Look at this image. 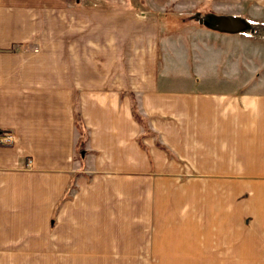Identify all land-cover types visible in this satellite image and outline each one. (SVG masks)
<instances>
[{"label": "crops", "instance_id": "crops-1", "mask_svg": "<svg viewBox=\"0 0 264 264\" xmlns=\"http://www.w3.org/2000/svg\"><path fill=\"white\" fill-rule=\"evenodd\" d=\"M223 14L264 0H0V264H264V41Z\"/></svg>", "mask_w": 264, "mask_h": 264}, {"label": "trees", "instance_id": "trees-1", "mask_svg": "<svg viewBox=\"0 0 264 264\" xmlns=\"http://www.w3.org/2000/svg\"><path fill=\"white\" fill-rule=\"evenodd\" d=\"M131 115H132V118L140 126H142L145 129L144 133L139 137V141L144 136V134H146V135H152L146 129L145 120H144V118L142 116H140L137 113L136 108H135L134 105H132V107H131ZM73 117H74V119H73L74 120V128H75V130L78 133V138H77V141H76V144H75V152L76 153H80L82 151V148H83V145H84L85 141L87 140V134H86V130L83 127V124L81 122V118L79 116V111L76 110V107H75V111H74ZM156 145H157V147H159V149H161L167 155V157H171L172 156L171 152L166 147L162 146L158 142H156Z\"/></svg>", "mask_w": 264, "mask_h": 264}, {"label": "built area", "instance_id": "built-area-1", "mask_svg": "<svg viewBox=\"0 0 264 264\" xmlns=\"http://www.w3.org/2000/svg\"><path fill=\"white\" fill-rule=\"evenodd\" d=\"M242 27L236 33L240 34L241 37L249 39L254 35V24L251 21H241ZM4 144L9 145L12 142V136L9 133H4L1 136Z\"/></svg>", "mask_w": 264, "mask_h": 264}, {"label": "rangeland", "instance_id": "rangeland-1", "mask_svg": "<svg viewBox=\"0 0 264 264\" xmlns=\"http://www.w3.org/2000/svg\"><path fill=\"white\" fill-rule=\"evenodd\" d=\"M174 4V3H173ZM171 5V4H170ZM172 6V5H171ZM173 6H175V4L173 5ZM172 6V7H173ZM222 17H224V18H222V19H220L219 20V22H221V23H229V21L230 20H235V19H244V18H246V17H244V16H241V17H243V18H240V17H237V16H227V18L225 17L226 15L225 14H223V15H221ZM250 19H248V20H242L243 22L244 21H249ZM252 23H255L254 24V27H255V34H254V36L252 37V38H255V40H261L262 39V41H264V19H251L250 20ZM263 24V26L262 27H259V24ZM261 38V39H260Z\"/></svg>", "mask_w": 264, "mask_h": 264}, {"label": "water", "instance_id": "water-1", "mask_svg": "<svg viewBox=\"0 0 264 264\" xmlns=\"http://www.w3.org/2000/svg\"><path fill=\"white\" fill-rule=\"evenodd\" d=\"M220 25L223 26V28H226L227 30H231L232 32H236L242 27V23L240 20H230L229 23H221Z\"/></svg>", "mask_w": 264, "mask_h": 264}]
</instances>
